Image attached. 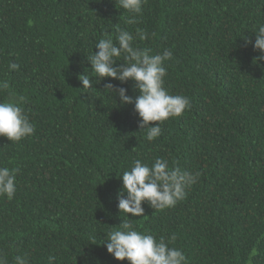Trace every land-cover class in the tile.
Returning <instances> with one entry per match:
<instances>
[{"label":"trees","instance_id":"trees-1","mask_svg":"<svg viewBox=\"0 0 264 264\" xmlns=\"http://www.w3.org/2000/svg\"><path fill=\"white\" fill-rule=\"evenodd\" d=\"M128 15L115 0H0V80L26 98L35 127L18 142L0 137V167L19 169L13 199L0 195V255L7 264H129L103 245L129 220L157 240L175 234L169 247L187 264H264V60L254 63L264 0H145L136 24ZM117 23L148 33L136 47L172 51L164 86L191 101L151 142L134 104L105 88L135 98V82L90 70L87 56L105 33L115 41ZM86 71L89 89L77 78ZM157 158L201 175L174 207L121 213L119 176Z\"/></svg>","mask_w":264,"mask_h":264},{"label":"clouds","instance_id":"clouds-1","mask_svg":"<svg viewBox=\"0 0 264 264\" xmlns=\"http://www.w3.org/2000/svg\"><path fill=\"white\" fill-rule=\"evenodd\" d=\"M145 0H115L117 9H123L129 15L127 24H136L142 14ZM148 39V33L138 29L135 36L126 28L116 25L115 41L108 33L95 44L94 53L87 56L91 71L96 78H113L122 84L134 81V89L139 95L135 98L127 94V89L117 87L112 83L105 85L110 89L115 99L119 97L120 105L134 104L140 117L139 128L146 130V139L153 141L162 134L160 123L170 117H179L185 110L191 108L190 98L184 95H173L165 88L167 75L166 62L171 60L173 53L165 49L162 53L150 54V49H141L134 45L136 39ZM251 43V41H247ZM254 49L260 55L254 58V63L264 60V24L255 31ZM123 55L124 62L117 63V58ZM19 64L10 63L9 70H18ZM83 89L93 87L89 72L77 74ZM0 91H7L8 98L0 101V137L8 140L21 141L35 132V127L25 113L22 105L26 102L23 95H17L10 90L7 80H0ZM152 122H159L153 125ZM18 168L0 167V195H6L9 200L16 193ZM201 173H192L180 167H172L164 158H157L149 164L137 159L130 170L119 177L123 187L118 193V209L121 213L132 217H144L143 204L147 202L155 211L174 207L186 198L188 190L197 182ZM131 219V218H130ZM176 240L173 234L165 241L164 237L157 240L152 234L137 231L129 220H122L120 227L106 233L103 245L115 259L127 260L129 264H187V258L182 251L169 244ZM54 256L48 258V264H53ZM0 264H7L5 257L0 255ZM15 264H29L27 257H15Z\"/></svg>","mask_w":264,"mask_h":264}]
</instances>
